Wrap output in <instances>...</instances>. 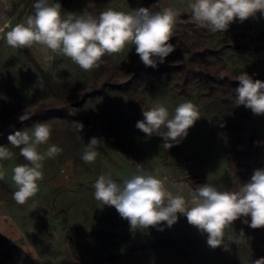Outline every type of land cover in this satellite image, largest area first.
<instances>
[{
  "label": "rangeland",
  "instance_id": "obj_1",
  "mask_svg": "<svg viewBox=\"0 0 264 264\" xmlns=\"http://www.w3.org/2000/svg\"><path fill=\"white\" fill-rule=\"evenodd\" d=\"M58 2L63 12L87 9L94 15L108 8L178 9L170 40L175 50L153 68L129 44L85 71L43 45L10 47L6 33L33 13L35 0H0V146L14 153L0 162V264H252L264 257V227L253 229L243 218L225 230L226 250L223 244L210 247L208 234L183 214L171 226L133 229L114 206L94 198L101 174L121 182L138 164L163 178L171 195L189 200L202 184L236 190L264 169V115L235 104L240 73L264 81V14L213 33L192 22L189 0ZM187 100L201 117L170 149L163 148L162 137L136 127L143 109L160 103L174 114ZM26 109L30 117L21 121ZM38 122L52 127L39 150L54 144L63 151L45 159L38 193L19 205L12 169L27 161L8 136L31 132ZM75 123L83 125L80 132ZM93 137L101 143L89 164L82 155ZM241 229L247 241L235 243Z\"/></svg>",
  "mask_w": 264,
  "mask_h": 264
},
{
  "label": "clouds",
  "instance_id": "obj_2",
  "mask_svg": "<svg viewBox=\"0 0 264 264\" xmlns=\"http://www.w3.org/2000/svg\"><path fill=\"white\" fill-rule=\"evenodd\" d=\"M33 13L24 22L16 24L6 33V42L13 48H30L39 44L52 52L70 58L85 71L99 66L105 55L122 52L129 44L145 66L155 68L164 63L174 50L170 43L176 28L180 10L164 7L151 11L138 7L131 11L108 8L94 15L85 9L82 13L63 12L58 0H35ZM187 11L198 27L210 32H225L235 20L243 22L257 12L264 14V0H189ZM240 86L235 90L237 106L244 105L256 115H264V81L255 80L242 72L237 77ZM143 119L136 127L151 137L163 138L165 150L179 144L188 130L200 119L199 107L191 100L180 103L170 114L160 103L143 109ZM28 109L19 116L28 119ZM77 131L83 128L75 123ZM52 127L38 122L28 130L16 131L8 136L13 148L27 161L12 169V181L16 186L13 199L19 205L26 204L39 191L43 180V162L54 159L63 149L50 145L46 151ZM101 140L93 137L84 149L82 160L95 162ZM14 153L0 146V162L12 159ZM4 172L0 170V179ZM94 198L102 205L114 206L119 215L128 220L133 229H147L166 222L173 225L178 214L187 217L189 224L208 234L207 243L215 248L225 244V230L237 219L251 228L264 227V169H256L248 183L236 190H221L215 184L205 183L195 189L189 200L182 195L173 196L165 188V181L140 164L130 177L117 182L111 173L101 174L94 183ZM250 217V223L248 220ZM228 241H234L230 237ZM243 229L235 243L246 242ZM252 264H264V257Z\"/></svg>",
  "mask_w": 264,
  "mask_h": 264
}]
</instances>
